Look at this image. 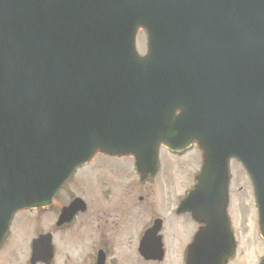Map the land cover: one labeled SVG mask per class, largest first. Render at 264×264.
I'll return each instance as SVG.
<instances>
[{
    "label": "water",
    "instance_id": "water-1",
    "mask_svg": "<svg viewBox=\"0 0 264 264\" xmlns=\"http://www.w3.org/2000/svg\"><path fill=\"white\" fill-rule=\"evenodd\" d=\"M194 141L204 164L181 209L206 227L189 262L225 264L231 159L264 237V0H0V244L15 212L50 204L98 151L134 155L150 178L161 144Z\"/></svg>",
    "mask_w": 264,
    "mask_h": 264
},
{
    "label": "flooded vegetation",
    "instance_id": "flooded-vegetation-1",
    "mask_svg": "<svg viewBox=\"0 0 264 264\" xmlns=\"http://www.w3.org/2000/svg\"><path fill=\"white\" fill-rule=\"evenodd\" d=\"M102 155L114 161L117 175L112 177L108 172H97L93 176L101 187L97 189L101 196L99 202H89L76 189L71 190L76 174L54 195L50 205L19 212L33 216L35 222H30L29 228L41 227L39 219L43 220L44 230L36 229L38 231L31 236H18L15 240L11 230L19 213L14 216L10 233L0 245V264H188L201 225L190 213L181 211L180 204L193 187L176 203L169 193L165 202L164 196L158 201L154 187H150L152 192L150 188H143L158 182L155 179L139 178L141 187L134 180L130 186L132 173L121 159L131 156ZM104 178L111 185L105 183ZM230 223L236 250L227 264H262L264 253L259 258L258 255L264 248V239L259 220L260 241L253 245V253L243 251L240 254V241L232 221ZM22 229H27L25 224ZM84 232L91 242L89 253L84 249ZM42 236L47 239L39 252L42 259L33 263L34 242Z\"/></svg>",
    "mask_w": 264,
    "mask_h": 264
},
{
    "label": "rangeland",
    "instance_id": "rangeland-1",
    "mask_svg": "<svg viewBox=\"0 0 264 264\" xmlns=\"http://www.w3.org/2000/svg\"><path fill=\"white\" fill-rule=\"evenodd\" d=\"M139 47L138 50L141 54L146 52V34L142 31L140 32ZM161 170L158 177L155 179L154 184L144 186L143 188L154 187L155 192H158L157 198L158 201H162L164 196L171 194L172 202H178L179 198L182 196L183 192L187 187L191 186L194 176L201 171L202 168V152L197 145H194L190 150L181 153L175 154L170 153L167 149H161ZM122 163L126 164L129 167V172L132 173V182L130 186L135 182L137 186L141 187L138 183L139 175L136 172L134 167L133 158H125ZM231 164V204L229 210V216L236 231L237 237L240 241V254L245 251L247 253H253V245L260 241V231L258 227V209L254 197V189L252 182L248 175L246 174L243 167L236 161H232ZM108 164V166H107ZM113 160L106 158L104 155L99 154L93 159L91 163L82 167L77 175L75 176V181L69 187L71 190L76 189L77 193L85 200L89 202H99V191L97 190L100 187V184L96 182L93 176H96L97 172H108L112 177L117 175V169L115 167ZM123 165V164H122ZM134 180V182H133ZM104 182L108 185H111V182L104 178ZM124 183V182H123ZM123 183L120 186H123ZM191 183V184H190ZM158 188V190H157ZM149 192H152V189H149ZM116 195L114 196V199ZM170 198V197H167ZM162 203V202H161ZM41 219L39 223L41 227H30V222H35L32 215L19 213L15 220L13 229L11 230V236H16L15 240H18L19 237L26 238V235L31 236L36 233L38 230H44L43 224H41ZM27 227V229H22V225ZM38 229V230H36ZM36 230V231H35ZM85 236V251L89 253L91 249V242L88 241L89 237L86 233H83ZM19 239L21 242L22 239ZM13 240L10 238V241ZM84 253V254H87ZM264 253V248L260 251L258 258L261 257ZM241 255H239L240 257Z\"/></svg>",
    "mask_w": 264,
    "mask_h": 264
}]
</instances>
